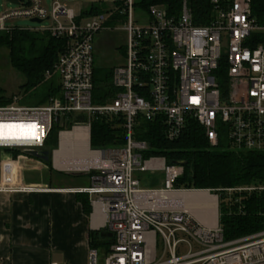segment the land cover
Returning a JSON list of instances; mask_svg holds the SVG:
<instances>
[{
    "label": "built area",
    "instance_id": "1",
    "mask_svg": "<svg viewBox=\"0 0 264 264\" xmlns=\"http://www.w3.org/2000/svg\"><path fill=\"white\" fill-rule=\"evenodd\" d=\"M16 10L0 14V34L18 29L49 33L67 39L45 82L59 79L60 92L41 106H24L21 96L0 106V150L42 153L61 118L83 115L59 133L83 129L87 154L76 147L73 164L84 169L68 174L90 177L83 192L93 208L101 211V231L112 234L108 251L90 248L88 264H264V230L232 241L224 239L220 203H232L244 195L264 193V185L217 190H181L176 182L184 165H169L165 158L144 160L145 142L134 139L139 116L148 122L162 117L165 136L177 140L188 120L196 121L212 149L224 147L244 153H264V13L254 10L253 0H210L213 17L198 26L185 2L178 18L157 6L150 7L147 23L134 16L135 0H122L115 11L80 19L58 1L49 12L42 0H18ZM116 19L126 33L125 63L113 71L118 91L105 105H94L95 39ZM18 19L52 21L47 29L17 26ZM96 117H122L127 142L121 148L93 149L92 121ZM227 140V144L224 141ZM76 150V151H75ZM72 155V153H71ZM18 157V158H19ZM70 157V158H71ZM163 176L160 188L142 189L134 173ZM208 192L216 200V219L202 222L171 195Z\"/></svg>",
    "mask_w": 264,
    "mask_h": 264
},
{
    "label": "trees",
    "instance_id": "2",
    "mask_svg": "<svg viewBox=\"0 0 264 264\" xmlns=\"http://www.w3.org/2000/svg\"><path fill=\"white\" fill-rule=\"evenodd\" d=\"M192 13L195 25H208L213 17L210 0H135L134 9L148 14L150 7L163 9L169 17L178 18L184 3ZM254 10L264 13V0H253ZM103 8L91 6L80 16L85 19L103 13ZM116 19L108 24L113 27ZM67 39L53 37L49 33L12 30L0 34V51L9 52V61L15 71L25 78L18 96L32 100L39 90V96L32 106L46 104L50 97L60 92L57 77L45 82L47 72H52L59 55L65 50ZM125 56L124 47L119 48ZM1 59V57H0ZM115 67H104L94 62L93 104L105 105L114 99L117 90L113 85ZM15 96L8 97L0 88V106L12 103ZM83 115H68L63 118L64 126H54L46 143L50 153L58 149L59 133L70 130L75 123H83ZM133 137L138 142H145L148 150L144 160L153 157L165 158L169 165L184 164V175L176 182V189L181 190H217L239 186L264 185V153H244L224 147L212 149L205 137L204 129L194 120H188L181 136L169 141L165 136L162 117L148 122L139 116L134 127ZM127 142L124 119L122 117H96L92 121L91 147L93 149L121 148ZM50 163V162H49ZM86 213H90L88 201H83ZM220 224L224 239L232 241L264 230V193L244 195L232 203L222 200L220 203ZM102 232L90 233L92 248L108 251L113 241L101 237Z\"/></svg>",
    "mask_w": 264,
    "mask_h": 264
},
{
    "label": "crops",
    "instance_id": "3",
    "mask_svg": "<svg viewBox=\"0 0 264 264\" xmlns=\"http://www.w3.org/2000/svg\"><path fill=\"white\" fill-rule=\"evenodd\" d=\"M49 162L0 150V264H88L90 233L103 224L83 192L91 181Z\"/></svg>",
    "mask_w": 264,
    "mask_h": 264
},
{
    "label": "rangeland",
    "instance_id": "4",
    "mask_svg": "<svg viewBox=\"0 0 264 264\" xmlns=\"http://www.w3.org/2000/svg\"><path fill=\"white\" fill-rule=\"evenodd\" d=\"M9 1L11 0H0V14L16 10L18 7L12 5ZM27 2V0H22ZM44 7L51 12L53 4L58 1L62 6H66L67 9L75 12L77 16H81L83 12L89 9L91 6L102 7L103 13L115 11L122 6V0H42ZM134 16L136 19H142V24H146L148 16L141 11L134 10ZM14 23L22 28H34V29H47L52 25V21H44L42 24H33L30 19H18ZM124 24L118 23L113 27L110 26L109 30L103 31L95 39V60L99 65L104 67H116L125 63V56L119 50L121 47L126 45V33L122 30ZM0 88L3 89L8 97L18 96L20 94V88L25 84V78L14 70L9 61V52L7 50L0 51ZM59 81V79L57 78ZM39 90L34 93L32 100L28 102L27 98L22 100L20 103L24 106H32L28 103H34L36 98L39 96ZM28 102V103H26ZM63 122V118H61ZM227 144V140L224 141ZM16 157L20 154L15 153ZM136 179L140 181V188H158L160 185L157 184L162 179V174L144 172L141 173L136 171L134 173ZM67 179V178H65ZM71 181H90L89 176L81 177H70ZM103 250H100V258H102Z\"/></svg>",
    "mask_w": 264,
    "mask_h": 264
},
{
    "label": "bare ground",
    "instance_id": "5",
    "mask_svg": "<svg viewBox=\"0 0 264 264\" xmlns=\"http://www.w3.org/2000/svg\"><path fill=\"white\" fill-rule=\"evenodd\" d=\"M74 147L75 149L76 147L78 148L76 149L78 152L80 151L85 155L87 154L86 152H83L88 148V139L83 129L76 130L75 133L72 134L62 135L61 148L56 153L57 167L66 168L68 170L85 168L84 166H78L76 163L73 164L72 162H69L74 155ZM170 198L178 203H182L186 209L192 212L202 222L211 225L216 219V200L214 197L209 196L208 192L190 191L171 195Z\"/></svg>",
    "mask_w": 264,
    "mask_h": 264
},
{
    "label": "water",
    "instance_id": "6",
    "mask_svg": "<svg viewBox=\"0 0 264 264\" xmlns=\"http://www.w3.org/2000/svg\"><path fill=\"white\" fill-rule=\"evenodd\" d=\"M12 5L18 6L19 5V1L18 0H11L9 1ZM33 24H42L44 21L42 20H38V19H34L31 21ZM29 155L39 158L41 160H43L44 162L48 163L50 161V153L47 151H44L42 153H37V152H31L29 153ZM179 165H184V164H179ZM72 176H79L81 174H71ZM101 237L103 238H112V234H109L107 232H102L101 233Z\"/></svg>",
    "mask_w": 264,
    "mask_h": 264
}]
</instances>
